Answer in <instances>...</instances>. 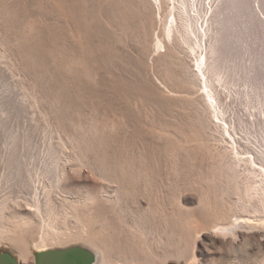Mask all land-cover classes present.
Segmentation results:
<instances>
[{"label": "rangeland", "instance_id": "obj_1", "mask_svg": "<svg viewBox=\"0 0 264 264\" xmlns=\"http://www.w3.org/2000/svg\"><path fill=\"white\" fill-rule=\"evenodd\" d=\"M131 1L0 0V209L8 205L4 221L12 222L11 233L0 235V252L15 251L22 264H34L36 235L50 227L46 203L53 199L61 209L59 229L48 230L55 249L75 244L80 234L78 245L116 246L122 253L111 247L118 256L110 253L113 262L132 249L136 262L129 254L124 256L129 264H148L146 251L153 261L158 253L167 257L149 264H264V0H245L244 8L237 2L241 10L232 5L235 0H158L157 17L156 0ZM169 4L178 6L171 18L176 37L187 29L198 51L192 59L183 56L201 76L204 94L183 92V81V87L176 81L179 68L159 59L176 42L174 34L171 39L166 34ZM149 11L153 20L147 18ZM157 41L162 43L158 50ZM180 95L211 103L206 134L193 128L194 105ZM219 154H226L224 162L217 163L223 161ZM234 162L239 168L232 169ZM111 180L121 183L118 191ZM258 184L260 192L254 199L243 197L244 203L241 196ZM243 188L244 193H236ZM73 204L81 207L87 224L93 222L76 221ZM217 208L231 218L244 214L253 225L236 227V235L217 232L229 225L215 227ZM28 214L38 224L47 221L37 225L47 230L27 233L19 223ZM138 221L143 225L135 231ZM142 227L147 233L141 231L139 239ZM67 233L73 239L63 240ZM144 234L146 240L152 237L146 244ZM20 248L29 252L21 256ZM173 250L175 258L169 254Z\"/></svg>", "mask_w": 264, "mask_h": 264}, {"label": "bare ground", "instance_id": "obj_2", "mask_svg": "<svg viewBox=\"0 0 264 264\" xmlns=\"http://www.w3.org/2000/svg\"><path fill=\"white\" fill-rule=\"evenodd\" d=\"M140 2L142 1V2H144V0H139ZM138 1V2H139ZM158 0H156V2H157ZM172 1V0H171ZM175 1V0H174ZM183 1V0H182ZM228 1V0H227ZM233 1V0H232ZM247 1V0H246ZM132 3V1L131 0H128V3L131 5V3ZM148 2H153L152 0H148ZM155 2V3H156ZM159 2L161 3V1L159 0ZM159 2H157L156 3V5L158 6L157 7V9H153V10H156V12L154 11V13L156 14V16L155 17H157L158 15H159V11H161L160 10V7H161V9H162V6L160 5V3ZM229 3H232L231 1H228ZM239 3V5L241 4V2L243 3V4H241L240 6H242L243 8L245 7V6H243L244 5V3H245V0H235V3H234V1H233V3H232V5L234 4V7L235 8H237V6H238V3ZM115 3V2H114ZM125 3H127V0H126V2ZM227 3V2H226ZM139 4V3H138ZM142 4V3H141ZM159 4V5H158ZM175 4V3H174ZM173 4V6L171 7V4H169L170 5V11H169V14H168V19H169V23H166L165 24V26H166V31H167V33L166 34H168V36H169V38L171 39V34H174V36H175V41L176 42H174V44L171 46H168V50L167 51H165V52H161L160 53V55H159V59L160 60H162L165 64H169L170 66H172V67H174L173 65H175V68H179V74L181 75V77L179 76V77H177V79H176V81H178V79H179V81L181 82H176L177 83V85H185V88H183L182 90H183V92H188V94L190 93L191 95H193L194 94V92L195 91H197L198 89L201 91L200 93H202V94H204V90H205V88H203L202 86H201V84L199 83V82H202V80L200 81L199 80V76L196 74V73H194L193 71H191V68H190V64H189V62H187L186 60H185V57L184 56H187V57H190L191 59L193 58V57H195L198 53V51L196 50V48H195V46L192 44V43H190V39H189V36L187 35L188 34V31H187V29H186V33H183V36L181 37V38H179V37H176V33L174 32L175 31V28H173V19H171L172 17H174V15L176 14V10L178 9V6L177 5H174ZM237 4V6H235ZM115 5V4H114ZM154 5V4H153ZM168 5V6H169ZM185 5V4H184ZM184 5H182V9H184ZM187 5V4H186ZM185 5V6H186ZM245 5H246V3H245ZM122 6V5H121ZM189 6V5H188ZM231 6V5H230ZM240 6H238L239 8H240ZM117 7V6H116ZM119 7V6H118ZM233 7V6H232ZM242 7L240 8V9H238V10H241L242 9ZM113 8V7H112ZM167 8V7H166ZM187 8V7H186ZM234 8V9H235ZM120 9V8H119ZM180 9V8H179ZM113 10H115V6H114V9ZM117 10V12H118V8L116 9ZM158 10V11H157ZM186 10L187 9H184V13H186ZM129 11V10H128ZM146 11V10H145ZM179 11V10H178ZM147 12V11H146ZM153 12V11H152ZM236 12H237V14H239L238 12L239 11H237V9H236ZM241 12V11H240ZM243 12V11H242ZM114 13H115V11H114ZM121 13V12H120ZM140 13V12H139ZM148 13V12H147ZM190 13H192V11H190ZM234 13H235V10H234ZM145 14V13H144ZM152 14V13H151ZM150 14V11H149V15H148V17L147 18H152L153 16ZM154 14V15H155ZM237 14H236V17H237ZM180 15V14H179ZM115 16H116V13H115ZM119 16V15H118ZM120 16H121V14H120ZM150 16V17H149ZM160 16V15H159ZM175 17H176V15H175ZM235 17V18H236ZM238 17H240L241 18V15H239ZM141 18V17H140ZM186 18V17H185ZM164 19V18H163ZM232 19H234V17L232 18ZM152 20H153V18H152ZM154 20H155V22H156V18H154ZM228 20V19H227ZM236 20H237V18H236ZM236 20H234V21H236ZM240 20V19H239ZM153 23H154V21H152ZM159 22V21H158ZM188 22V21H187ZM227 22V21H226ZM229 23V22H228ZM227 23V24H228ZM231 23V22H230ZM238 23V22H237ZM135 24V23H134ZM141 24V23H140ZM152 24V23H151ZM153 25V24H152ZM158 25V24H157ZM160 25V24H159ZM225 25V24H224ZM142 26V25H141ZM140 27V26H139ZM153 27V26H152ZM162 27V26H161ZM188 26H186V28H187ZM153 28H155V27H153ZM225 28V27H224ZM134 29V28H133ZM181 29H183V28H181ZM134 31V30H133ZM154 31V30H153ZM164 31V30H163ZM178 31V30H177ZM184 31V30H183ZM152 32V31H151ZM179 32H181V31H179ZM226 32V31H225ZM156 33V32H155ZM228 33V32H227ZM227 33H226V35H227ZM119 35V34H118ZM228 36V35H227ZM226 37V36H225ZM141 38V37H140ZM228 38V37H227ZM223 39H224V37H223ZM229 39V38H228ZM227 39V40H228ZM156 40V39H155ZM222 41H224V40H222ZM145 42V41H144ZM225 43H226V45H227V43L228 42H226V40L224 41ZM197 43H199V41H197ZM224 43V44H225ZM223 44V45H224ZM146 45V44H145ZM162 45V43L160 42V41H157V43H156V45H155V48H156V50H158V48H160V46ZM222 45V46H223ZM167 48V47H166ZM222 48L224 49V46L223 47H221V52H222ZM134 50V49H133ZM228 50V49H227ZM163 51V50H162ZM228 52V51H227ZM222 53H224V50H223V52ZM226 53V52H225ZM157 54H159V52L157 53ZM184 55V56H183ZM223 55V54H222ZM222 55H219L220 57L218 58L219 60L221 59V56ZM132 57V56H131ZM187 59V58H186ZM224 59V57H222V59L221 60H223ZM159 60V61H160ZM220 60V61H221ZM222 62V61H221ZM144 63V62H143ZM191 63V62H190ZM155 64V63H154ZM173 64V65H172ZM169 66V70H172L173 69V73H176V72H174V71H176V70H178V69H174V68H172V67H170ZM177 66V67H176ZM179 66V67H178ZM200 66V65H199ZM171 68V69H170ZM167 70V69H166ZM169 70H167V76L171 73H169L168 71ZM204 70V69H203ZM206 73V72H205ZM199 74V73H198ZM156 75H158V74H156ZM202 75V74H201ZM260 75H262V74H260ZM170 77V76H169ZM201 77V76H200ZM203 77V76H202ZM206 77V76H205ZM259 77H261V76H259ZM263 77V76H262ZM162 78V77H161ZM176 78V77H175ZM264 78V77H263ZM168 79V78H167ZM171 79H172V77H171ZM183 81V84H182V81ZM201 79V78H200ZM260 79V78H259ZM260 80H263V79H260ZM174 81V80H173ZM263 82V81H262ZM180 83V84H179ZM264 83V82H263ZM176 85V84H175ZM183 87V86H182ZM196 87H198V88H196ZM181 88V87H180ZM197 89V90H196ZM204 89V90H203ZM176 91V90H175ZM210 91V90H209ZM178 92H181V90L180 91H178ZM199 93V92H198ZM199 93V94H200ZM187 94V93H186ZM201 94V95H202ZM180 96H182V95H180ZM203 96V95H202ZM183 97L184 96H182V99H183ZM185 98V97H184ZM204 98V97H203ZM8 99V98H7ZM179 100V99H178ZM199 99H194V97H191V98H189V96L187 95L186 96V98L184 99V101H185V104L186 103H188V104H191V105H194V108H195V118L193 119V121H194V123H193V125H194V129H196V131H197V133L199 132L200 133V131L202 132V133H207V130H209L208 129V127H209V124H210V122H211V120H210V118L208 119V117L206 116V111L207 110H209V109H207L208 107H210V106H208V104H210L211 105V103H208L207 104V102H206V100L207 99H204V100H199ZM183 101V100H182ZM210 101V100H209ZM208 101V102H209ZM178 102V101H177ZM211 102V101H210ZM159 104V103H158ZM197 106H196V105ZM208 114V113H207ZM3 120V119H2ZM218 123H220V122H218ZM223 123V122H222ZM192 125V126H193ZM216 125V124H215ZM221 124H219V126H220ZM222 126V125H221ZM196 127V128H195ZM226 127V126H225ZM199 129V130H198ZM202 129V130H201ZM219 129V128H218ZM223 129V128H222ZM221 129V130H222ZM198 133V134H199ZM223 133V132H222ZM191 134V133H190ZM165 135V134H164ZM163 136V135H162ZM205 136H207V135H205ZM226 136V135H225ZM154 137V136H153ZM212 137H214V136H212ZM227 137V136H226ZM199 138L198 136H194L192 139H195V141L197 140V139ZM209 138V137H208ZM211 138V137H210ZM209 138V139H210ZM223 138V137H222ZM191 138H190V140L189 139H187V140H185V141H187V143L188 142H190L191 140H192ZM200 139H202V138H200ZM204 139V138H203ZM205 139H206V137H205ZM208 139V140H209ZM215 139V138H214ZM226 139V138H225ZM155 140V139H154ZM181 140V139H180ZM212 140V139H211ZM182 142L184 141L183 139L181 140ZM198 141V140H197ZM206 141L207 140H205V143H206ZM181 142V143H182ZM192 142H193V140H192ZM203 142V141H202ZM199 143V142H197V143H199L200 145L201 144H203V143ZM180 143V142H179ZM186 143V142H185ZM186 143V144H187ZM204 143V144H205ZM183 144V143H182ZM181 144V145H182ZM206 144H208V143H206ZM188 145V144H187ZM76 146V145H75ZM186 145H184L183 147H185ZM199 146V145H198ZM203 146L204 145H202V147L201 148H203ZM179 147V146H178ZM231 148V152H232V150H233V144H231V146H230ZM210 148V147H209ZM180 149V148H179ZM237 149V148H236ZM206 150V149H205ZM212 151V150H211ZM235 151V149L233 150V152ZM213 152V151H212ZM210 153V154H212L213 155V153ZM79 153V152H78ZM193 153H195V152H193ZM224 153V152H223ZM222 153V154H223ZM196 154V153H195ZM216 154H218V153H216ZM215 154V155H216ZM222 154H219L218 155V159L220 158V157H222L223 155ZM227 154V153H226ZM226 154L223 156V157H225L226 156ZM239 154V153H238ZM211 155V156H212ZM215 155H213L214 156V158L216 157ZM221 155V156H220ZM212 156V157H213ZM221 158L223 161H221L220 159H219V161H217V163L218 162H224V158ZM227 157V156H226ZM236 157V156H235ZM77 158V157H76ZM217 158V157H216ZM252 158V157H251ZM79 159V158H78ZM226 159L227 158H225V161H226ZM249 160V159H248ZM235 161H237V160H235ZM232 162V161H231ZM235 164L237 163V162H234ZM232 164V163H231ZM231 164H229V166L232 168V165ZM234 164V165H235ZM255 164V163H254ZM77 165V164H76ZM222 165H226V164H222ZM107 166V165H106ZM134 166V165H133ZM220 166V165H219ZM91 167V166H90ZM100 167V166H99ZM102 167V166H101ZM108 167V166H107ZM107 167H106V169H107ZM228 167V166H227ZM229 167V168H230ZM236 167H238L237 166V164L235 165V167L234 168H232V169H235ZM93 168V167H92ZM239 168V167H238ZM251 168V167H250ZM103 169H104V167H103ZM228 169V168H227ZM226 169V170H227ZM53 170V169H52ZM237 170V169H236ZM100 171V170H99ZM104 171V170H103ZM230 171H233V170H230ZM235 171V170H234ZM233 171V172H234ZM102 172V171H101ZM108 172H109V170H108ZM130 172V171H129ZM105 173H106V171H105ZM104 172H103V174H105ZM115 173V172H114ZM227 173H228V171H227ZM96 174V173H95ZM102 174V173H101ZM131 174V173H130ZM238 174V173H237ZM236 174V175H237ZM107 175V174H106ZM105 175V176H106ZM109 175H111L110 173H109ZM116 175H117V173H116ZM125 175V174H124ZM137 175V174H136ZM233 175V174H232ZM99 176V175H98ZM114 176V175H113ZM119 176H121V175H119ZM230 176V175H229ZM229 176H227V177H229ZM235 176V175H234ZM234 176H233V178H234ZM107 177H108V175H107ZM106 177V178H107ZM110 177V176H109ZM131 177V176H130ZM119 178V177H118ZM235 178H236V176H235ZM108 179V178H107ZM117 179V178H116ZM120 179V178H119ZM119 179H117L118 180V182H119ZM140 179V178H139ZM230 179H232V178H230ZM233 180V179H232ZM110 181V180H109ZM111 181H113L114 182V184H113V186H114V189L116 190V191H118L119 190V188L121 187L120 186V184L121 183H119L118 184V182L116 181V180H111ZM234 181V180H233ZM264 181V180H263ZM230 182V181H229ZM232 182V181H231ZM234 182H236V181H234ZM261 182V181H260ZM237 183V182H236ZM263 184H264V182H262ZM142 184V183H141ZM234 184V183H233ZM262 184V185H263ZM118 185V186H117ZM132 185V184H131ZM214 185V184H213ZM259 185L260 184H258V185H255V187H251L252 188V190H248V192H247V194H246V192H245V194H243L241 197H242V200H243V197H245L246 195V198L248 199V197L250 198V199H254L253 198V196L255 197V194H257L258 192H260V190L257 192V186L259 187ZM120 186V187H119ZM237 186V185H236ZM264 186V185H263ZM240 187V186H239ZM239 187H237L238 189H239ZM143 188V187H142ZM141 188V189H142ZM233 188H234V185H233ZM251 188H249V189H251ZM263 189H264V187H262ZM229 189V188H228ZM235 189V188H234ZM233 189V190H234ZM237 189V190H238ZM241 189V188H240ZM243 191L241 192H236V193H244V188L242 189ZM254 190H256V191H254ZM134 191V190H133ZM227 191V190H226ZM247 191V190H246ZM262 191H264V190H262ZM233 192V191H232ZM253 192H256V193H253ZM226 193V192H225ZM229 193V192H228ZM66 194V193H65ZM223 194V193H222ZM260 194V193H259ZM258 194V195H259ZM108 195V194H107ZM133 195V194H132ZM137 195V194H136ZM154 195V194H153ZM226 195V194H225ZM239 195H241V194H239ZM258 195L256 196V197H258ZM49 196V195H48ZM146 196V195H145ZM217 196V195H216ZM118 198V197H117ZM128 198V197H127ZM141 198V197H140ZM149 198V197H148ZM172 198H174L173 196H172ZM219 198V197H218ZM236 198V197H235ZM240 198V197H239ZM245 198V199H246ZM50 199V198H49ZM104 199V198H103ZM135 199V198H134ZM142 199V198H141ZM211 199V198H210ZM241 199V198H240ZM240 199H238L240 202H242ZM244 199V200H245ZM261 199V198H260ZM80 200V199H79ZM130 200V199H129ZM238 200H236V201H234V203H238ZM243 200V201H244ZM46 201V200H45ZM53 199H51V200H48V202L46 203V209H47V211H46V213L48 214V218H47V214H46V219H47V221H48V224L46 223L47 221H45V220H43V221H45L43 224L42 223H39V224H42V225H45V224H47L48 226H47V228L50 226H52L51 228L49 227L48 228V230L49 229H53L54 227H56L57 226V221H58V219H57V217H58V214L60 213V210L61 209H58V206L56 207L55 205L56 204H54L53 202ZM122 201V200H121ZM139 201V200H138ZM156 201V200H155ZM247 201V200H246ZM102 202V201H101ZM251 202V201H250ZM73 203V202H72ZM124 203V202H123ZM129 203V202H128ZM232 203V202H231ZM244 203H245V201H244ZM7 204V203H6ZM16 204V203H15ZM14 204V205H15ZM205 204V203H204ZM235 204V205H236ZM29 205V204H28ZM81 205V204H80ZM87 205V204H86ZM114 205V204H113ZM214 205V204H213ZM225 205V204H224ZM232 205V204H231ZM237 205H243L242 203L240 204H237ZM66 206H67V204H66ZM70 206V205H69ZM82 206V205H81ZM210 206H212V205H210ZM217 206V205H216ZM240 206V207H241ZM3 207H8V205L6 206V205H3ZM3 207H1L2 209H0V235L2 234V236L3 235H6V232H9V226H11V223H10V225L8 226V225H6L5 224V221H4V219H5V217H6V215L4 214V211L5 210H3L4 208ZM65 207V206H64ZM103 207V206H102ZM227 207V206H226ZM240 207H239V210H237V209H235L236 211H240ZM246 206L244 205V207L243 208H245ZM62 208V207H61ZM71 208H73L72 210H73V216H75L78 220H76V221H81V222H83L84 220L82 219V217L84 218V216L82 215V214H80L79 213V209L81 208H79L78 209V206H76L75 204H73V206L71 207ZM84 208V207H83ZM119 208V207H118ZM223 208H225V207H223ZM231 208H233V206H231L230 207V210L232 211L233 210V212L235 211L234 209H231ZM234 208H235V206H234ZM237 208V207H236ZM242 208V209H243ZM6 209V208H5ZM32 209H34V207H32ZM91 209V208H90ZM122 209V208H121ZM154 209V208H153ZM176 209V208H175ZM226 209V208H225ZM241 209V210H242ZM12 210V209H11ZM93 210V209H92ZM98 210V209H97ZM146 210V209H145ZM217 210H218V208H217ZM221 210V209H220ZM29 211V210H28ZM66 211V210H65ZM69 211V210H68ZM82 211V210H81ZM224 210H221V211H219L218 210V213H217V215H218V217H216V218H218V221L216 222V224H215V227L217 228V226L220 224V225H227V224H229L228 226H225L224 228H222V229H217L218 231L217 232H219L220 231V233L221 232H223L222 234H237L236 233V231L235 230H237V229H235L236 227H244L245 225H247V226H249L250 224L251 225H253V223H252V221H250V219L249 218H247V216L246 215H244V214H242V215H237V214H240V213H234V215H233V217L231 218V216H232V214L231 213H229V214H227L225 211L223 212ZM245 210H242L241 212H244ZM35 212V211H34ZM89 212V211H88ZM96 212V211H95ZM160 212V211H159ZM215 212V211H214ZM230 212V211H229ZM232 212V213H233ZM33 213V212H32ZM31 213V214H32ZM62 213V212H61ZM99 213V212H98ZM133 213V212H132ZM136 213V212H135ZM147 213V212H146ZM154 213V212H153ZM247 213V215H248V212H246ZM253 213V212H252ZM17 214V213H16ZM31 214H28V218H25V221L23 222V223H19V224H22V227L26 230L27 229V233H29L30 232V234H31V236L32 235H36V234H38V232L37 231H39V233L42 231V230H47L46 229V227H45V229H43V228H40V227H42L41 225L40 226H37V225H39L37 222H35V221H33V218L32 217H35V216H30ZM35 214V213H34ZM83 214H85L84 212H83ZM251 214V213H250ZM11 215V214H10ZM33 215V214H32ZM64 215V214H63ZM117 215V214H116ZM157 215V214H156ZM164 215V214H163ZM103 216V215H102ZM152 216H153V214H152ZM14 217V216H13ZM67 217V216H66ZM88 217V216H87ZM112 217H113V215H112ZM165 217V216H164ZM250 217V216H249ZM125 218V217H124ZM144 218V217H143ZM234 218V219H233ZM252 218V217H251ZM32 219V220H31ZM73 219V218H72ZM82 219V220H81ZM141 219V218H140ZM89 221H90V219H88ZM100 220V219H99ZM120 220V219H119ZM133 220V219H132ZM144 220H146V221H148V218L146 217V219H144ZM144 220H139L140 222L142 221V222H144ZM164 220H165V218H164ZM60 221V220H59ZM75 221V220H74ZM95 221H97V219L95 220ZM138 221V222H139ZM145 221V222H146ZM157 221V220H156ZM9 222V221H8ZM93 221H90V223H92ZM98 222V221H97ZM107 222V221H106ZM140 222H139V226H137L138 224L136 223V226L138 227V228H136V226L134 225H132V229L134 228V230L136 231V229H139V228H141V226L143 225V223H142V225L140 224ZM170 222V221H169ZM187 222V221H186ZM78 224H79V222H77ZM84 223V225H88V224H90V223H88L87 224V220L85 219V221L83 222ZM83 223H81L82 225H83ZM96 223V222H95ZM166 223V222H165ZM191 223V222H190ZM17 225L16 227H20V232H21V230H23V228L20 226V225ZM109 224V223H108ZM146 224H149V221L146 223ZM146 224H144V225H146ZM171 224V223H170ZM218 224V225H217ZM243 224H245V225H243ZM263 225H264V222L262 223ZM83 225V226H84ZM116 225V224H115ZM141 225V226H140ZM150 225V224H149ZM149 225H147L148 226V228H149V230H148V228H147V226L144 228V227H142V229H140L139 230V236H137L136 235V233L134 232V230H129L130 232H133V233H135V234H133L134 235V237H140L142 234H141V231L143 230V228L144 229H146L147 228V232H150L153 228L151 227V229H150V226ZM217 225V226H216ZM254 225H257V224H254ZM46 226V225H45ZM79 226V225H78ZM106 226V225H105ZM104 226V227H105ZM130 226V225H129ZM172 226V225H171ZM190 226V225H189ZM12 227V226H11ZM40 228L39 230H38V228ZM59 226H57L56 228H58ZM112 227V226H111ZM119 227V226H118ZM167 227V226H166ZM191 227H193V226H191ZM219 227V226H218ZM13 228H14V226H13ZM13 228H10L11 230L13 229ZM116 228V227H115ZM128 228V227H127ZM129 228H131V227H129ZM157 228V227H156ZM162 228V227H161ZM188 228V227H187ZM220 228V227H219ZM42 229V230H41ZM59 229V228H58ZM102 229H104V228H102ZM111 229V228H110ZM123 229V228H122ZM29 230V231H28ZM43 231V232H41L40 234H38V235H36V236H38V239H39V241L38 242H36V241H34V242H36L34 245L35 246H33V247H35L36 248V251H44V250H48V249H55L54 247H50L51 246V244H50V246H49V243L53 240V233H51V231ZM79 230V229H78ZM15 231H16V229H15ZM61 231V230H60ZM127 231V230H126ZM138 231V230H137ZM160 231H161V229H160ZM170 231V230H169ZM17 232H19V231H17ZM23 232V231H22ZM25 232V231H24ZM80 232V231H79ZM143 232V231H142ZM145 233H147L146 231H144ZM143 232V233H144ZM177 232V231H176ZM186 232V231H185ZM187 232H189V231H187ZM3 233H5V234H3ZM9 233H11V232H9ZM13 233V232H12ZM99 233H101L100 231H99ZM191 233V232H190ZM20 234V233H19ZM25 234V233H24ZM68 234V233H67ZM73 234V233H72ZM77 234H79L78 232H77ZM97 234H98V232H97ZM125 234H127V233H125ZM141 234V235H140ZM149 234V233H148ZM152 237H154L153 239H155L156 237L153 235V234H155L154 233V230H152ZM151 234H149V235H151ZM158 234V233H157ZM178 234V233H177ZM18 235V234H17ZM22 235H23V233H22ZM21 235V236H22ZM74 235H76V233L74 234ZM120 235V234H119ZM136 235V236H135ZM147 234H144L142 237H145ZM172 235H173V233H172ZM187 235H188V233H187ZM191 235V234H190ZM2 236H0L1 238H3ZM19 236V235H18ZM40 236V237H39ZM81 237L80 236V234L79 235H77V236H74V237H76L74 240L75 241H73L72 240V242H76V243H78L77 242V238H78V240H79V237ZM87 236V235H86ZM107 236V235H106ZM125 236V235H124ZM161 236V235H160ZM185 236V235H184ZM30 237V236H29ZM60 237H61V235H60ZM147 237V236H146ZM146 237H145V240H146ZM150 236H148V239L147 240H149V239H152V237H150ZM170 237V236H169ZM186 237H188V236H186ZM237 237V236H236ZM7 238V237H6ZM12 238V237H11ZM57 238V237H56ZM55 238V239H56ZM69 238H72L73 239V236H69V234L68 235H64V237H63V240H67V241H69ZM105 238V237H104ZM110 238V237H109ZM128 238V237H127ZM171 238V237H170ZM173 238V237H172ZM225 238V237H224ZM5 239V238H4ZM97 239V238H96ZM139 239H142V238H139ZM144 239V238H143ZM158 239H160V238H158ZM175 239V238H174ZM189 239V238H188ZM22 240V239H21ZM51 240V241H50ZM134 240V239H133ZM144 240V241H145ZM147 240L145 241V244L147 243ZM165 240V239H164ZM167 240V239H166ZM0 241H2V239L0 240ZM17 241V240H16ZM70 241H71V239H70ZM86 241V240H85ZM95 241V240H94ZM118 241V240H117ZM123 241V240H122ZM143 241V240H142ZM144 241L142 242L143 244H144ZM160 241V240H159ZM171 241V240H170ZM174 241V240H173ZM172 241V243H171V245L174 243ZM183 241V240H182ZM55 242V241H54ZM120 242V241H119ZM141 242V241H140ZM158 242V241H157ZM184 242V241H183ZM191 242V241H190ZM193 242V241H192ZM19 243V242H18ZM25 243V242H24ZM52 243H53V241H52ZM56 243V242H55ZM74 244L73 243V245H70V243L66 246H64V247H61V248H65V247H69V246H75V245H78V244ZM83 243H85V242H83ZM98 243V242H97ZM94 244L93 246H96V249L91 245V247H90V245L89 244H87V245H79V246H83V247H85L86 249H88V250H90V251H92L93 252V254L95 255V261H94V263L93 264H99L100 262H101V264H129L131 261L130 260H126V257L129 255V254H131V253H126L127 254V256L125 255V252H124V254L123 255H121L122 257H119V258H116L117 260L119 259V262H117V261H115V262H113V260H114V258L112 259V258H110L111 257V254L110 253H113V254H115V252H116V254L118 255V256H120V254L122 253H119L118 254V252H120V251H115V249L117 248L116 246L114 247V246H112V245H106V244H103V245H105V246H103L101 243L99 244V246H98V244ZM113 244H114V242H112ZM148 243H149V241H148ZM151 243V242H150ZM185 243V242H184ZM119 244V243H118ZM136 244V243H135ZM144 244V245H145ZM169 244V243H168ZM180 244V243H179ZM24 245V244H23ZM26 245V244H25ZM89 245V246H88ZM100 245H102V247L103 248H99V247H101ZM126 245V244H125ZM178 245V244H177ZM186 245V244H185ZM27 246V245H26ZM26 246H24V248L23 249H25V247ZM176 246V245H175ZM105 247H106V251H102V250H105ZM110 247V248H109ZM114 249H112V248ZM125 247V246H124ZM130 247V246H129ZM145 247V246H144ZM148 247H149V244H148ZM163 247V246H162ZM172 247H174V245L172 246ZM185 247H187V246H185ZM184 247V248H185ZM99 250H98V249ZM155 248V247H154ZM160 248V247H159ZM165 248V247H164ZM21 249V248H20ZM20 249H18V250H20ZM30 250H31V248H29ZM32 249H34V248H32ZM108 249V250H107ZM110 249H112L113 251H115V252H111L112 250H110ZM151 249V248H150ZM176 249V248H175ZM187 249H189V248H187ZM191 249V248H190ZM189 249V250H190ZM15 250V249H14ZM28 250V249H27ZM27 250H24V251H22V249H21V254H19V255H25L26 254V252H27ZM102 252H101V251ZM138 250V249H137ZM148 250V249H147ZM170 250V249H169ZM179 250V249H178ZM182 250V249H181ZM110 251V252H109ZM125 251V250H124ZM136 251V250H135ZM172 251V250H171ZM182 251H184V250H182ZM15 251H13V253H14ZM20 252V251H19ZM18 252V253H19ZM28 252H29V250H28ZM100 252H101V255H102V253H103V255L101 256L100 255ZM105 252H107L108 254H109V258H106V255H108V254H106ZM129 252H132V254L131 255H129L130 256V258L129 259H131L132 261H135L136 262V260L134 259L135 258V256L133 255V251H132V249L129 251ZM142 252V251H141ZM153 252V251H152ZM162 252V251H161ZM178 252H180V251H178ZM186 252H188L187 250H186ZM16 253H17V251H16ZM150 253L151 252H147L146 251V253L145 254H148V256L150 257ZM169 253V252H168ZM177 253V252H176ZM175 253V254H176ZM105 254V255H104ZM115 254V255H116ZM145 254H142L141 256H142V258L144 257V255ZM169 254H171L173 257H174V250H173V252H171V253H169ZM179 254V253H178ZM182 253L180 252V255H181ZM29 255V254H28ZM115 255H113L112 257H114ZM116 255V256H117ZM152 255V254H151ZM171 255H170V257L169 258H171ZM183 255V254H182ZM184 255H186V254H184ZM183 255V256H184ZM34 256V255H33ZM115 256V257H116ZM117 256V257H118ZM124 256H126V257H124ZM128 256V257H129ZM132 256V257H131ZM137 257H138V254L136 255ZM140 256V255H139ZM148 256L147 255H145V259L147 260L146 262L149 264L150 262H152V263H155V260L156 259H158V258H160L161 257V255H160V257H159V253H158V256H157V254L156 255H154V258L155 257H157L154 261L152 260V259H149L148 258ZM164 256V258H160V259H163L160 263H162V262H165V260H166V258H165V255H163ZM168 256V255H167ZM134 257V258H133ZM136 257V258H137ZM152 257V256H151ZM175 257H176V255H175ZM174 257V258H175ZM178 257V256H177ZM186 257V256H185ZM184 257V258H185ZM25 258H26V256H25ZM123 260H122V259ZM153 258V257H152ZM188 258V257H187ZM109 259H112V261L110 262V260ZM134 259V260H133ZM178 259V258H177ZM180 259V258H179ZM178 259V260H179ZM186 259V258H185ZM184 259V260H185ZM137 260H138V258H137ZM149 260H151L150 262H149ZM156 261H158V260H156ZM167 261V260H166ZM113 262V263H112ZM20 263H21V261H20ZM22 264V263H21ZM34 264H35V262H34ZM138 264V263H137ZM159 264V263H158ZM182 264V263H181Z\"/></svg>", "mask_w": 264, "mask_h": 264}, {"label": "water", "instance_id": "obj_3", "mask_svg": "<svg viewBox=\"0 0 264 264\" xmlns=\"http://www.w3.org/2000/svg\"><path fill=\"white\" fill-rule=\"evenodd\" d=\"M94 261L93 252L79 245L35 252V264H93ZM0 264L21 263L13 253L3 251Z\"/></svg>", "mask_w": 264, "mask_h": 264}]
</instances>
